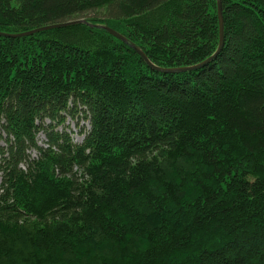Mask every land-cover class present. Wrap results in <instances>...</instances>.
<instances>
[{
	"label": "trees",
	"instance_id": "trees-1",
	"mask_svg": "<svg viewBox=\"0 0 264 264\" xmlns=\"http://www.w3.org/2000/svg\"><path fill=\"white\" fill-rule=\"evenodd\" d=\"M221 1L176 75L84 24L0 36V264H264V0ZM78 19L161 68L219 46L217 0H0L4 34Z\"/></svg>",
	"mask_w": 264,
	"mask_h": 264
},
{
	"label": "water",
	"instance_id": "water-1",
	"mask_svg": "<svg viewBox=\"0 0 264 264\" xmlns=\"http://www.w3.org/2000/svg\"><path fill=\"white\" fill-rule=\"evenodd\" d=\"M217 5H218L219 26H220V32H219L220 38H219L218 49L210 58H208L207 60H205L204 62H202L200 64H197V65H194L191 67H177V68H170V69L158 67L150 61V59L147 57V55L144 53V51L140 47L131 43L129 40H127L120 33L116 32L115 30H113L112 28H110L106 25L93 24V23L88 22L85 19L49 25L46 27H41V28L34 29L32 31L21 33V34H1L0 33V36L10 37V38H19V37H24L27 35L35 34V33L41 32V31L59 29V28H65V27H70V26H74V25L84 24V25H87L93 29H101V30L109 33L110 35L116 37L117 39H119L123 43L127 44L129 47H131L133 50H135V52L141 57V59L151 69H153L159 73H163V74H173V75L175 74L176 75V74H181V73L189 72V71H197V70L205 67L209 63H211L213 60H215L220 55V53L222 52L224 45H225V25H224V16H223V12H222V1L217 0Z\"/></svg>",
	"mask_w": 264,
	"mask_h": 264
},
{
	"label": "rangeland",
	"instance_id": "rangeland-1",
	"mask_svg": "<svg viewBox=\"0 0 264 264\" xmlns=\"http://www.w3.org/2000/svg\"><path fill=\"white\" fill-rule=\"evenodd\" d=\"M79 20V19H78ZM75 21V20H74ZM66 23V22H65ZM66 28V27H65ZM60 29V28H59ZM52 30H57V29H52ZM47 31H51V30H46V31H41V32H38V33H35V34H40V33H44V32H47ZM25 33V32H24ZM7 34V33H6ZM19 34H21V33H19ZM35 34H31V35H27V36H24V37H29V36H33V35H35ZM122 35V34H121ZM6 38H10V37H6ZM81 118H82V115H79ZM64 126L65 127H68L70 130L72 129V130H74V129H78V127H83V126H88V122H83V123H77V119L75 118H73V119H67V121H65V123H64ZM63 129V127H61V128H58L57 129V131H59V130H62ZM78 136V137H80V135H79V133H76L75 135H74V139H75V141H76V137L75 136ZM40 137H42L43 139H46V137H45V135L44 134H40L39 135ZM38 137V136H37ZM0 183H1V178H0Z\"/></svg>",
	"mask_w": 264,
	"mask_h": 264
},
{
	"label": "bare ground",
	"instance_id": "bare-ground-1",
	"mask_svg": "<svg viewBox=\"0 0 264 264\" xmlns=\"http://www.w3.org/2000/svg\"><path fill=\"white\" fill-rule=\"evenodd\" d=\"M80 20V19H79ZM1 34H4V33H1Z\"/></svg>",
	"mask_w": 264,
	"mask_h": 264
},
{
	"label": "built area",
	"instance_id": "built-area-1",
	"mask_svg": "<svg viewBox=\"0 0 264 264\" xmlns=\"http://www.w3.org/2000/svg\"><path fill=\"white\" fill-rule=\"evenodd\" d=\"M43 146H45V145H43Z\"/></svg>",
	"mask_w": 264,
	"mask_h": 264
}]
</instances>
